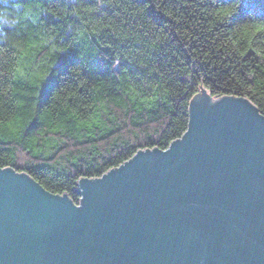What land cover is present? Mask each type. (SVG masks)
I'll use <instances>...</instances> for the list:
<instances>
[{"label":"trees","instance_id":"obj_1","mask_svg":"<svg viewBox=\"0 0 264 264\" xmlns=\"http://www.w3.org/2000/svg\"><path fill=\"white\" fill-rule=\"evenodd\" d=\"M202 91L264 115V0H0V168L74 204Z\"/></svg>","mask_w":264,"mask_h":264},{"label":"water","instance_id":"obj_2","mask_svg":"<svg viewBox=\"0 0 264 264\" xmlns=\"http://www.w3.org/2000/svg\"><path fill=\"white\" fill-rule=\"evenodd\" d=\"M204 95L166 149L78 179V204L0 168V264H264V115Z\"/></svg>","mask_w":264,"mask_h":264},{"label":"snow or ice","instance_id":"obj_3","mask_svg":"<svg viewBox=\"0 0 264 264\" xmlns=\"http://www.w3.org/2000/svg\"><path fill=\"white\" fill-rule=\"evenodd\" d=\"M225 3H227V0H225ZM225 14L227 15L228 14V12L230 11V9H227V8H225Z\"/></svg>","mask_w":264,"mask_h":264},{"label":"rangeland","instance_id":"obj_4","mask_svg":"<svg viewBox=\"0 0 264 264\" xmlns=\"http://www.w3.org/2000/svg\"><path fill=\"white\" fill-rule=\"evenodd\" d=\"M212 99H214V98H212Z\"/></svg>","mask_w":264,"mask_h":264}]
</instances>
